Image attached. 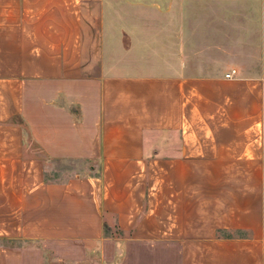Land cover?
<instances>
[{
	"label": "crops",
	"instance_id": "obj_1",
	"mask_svg": "<svg viewBox=\"0 0 264 264\" xmlns=\"http://www.w3.org/2000/svg\"><path fill=\"white\" fill-rule=\"evenodd\" d=\"M0 264H264V0H0Z\"/></svg>",
	"mask_w": 264,
	"mask_h": 264
},
{
	"label": "built area",
	"instance_id": "obj_2",
	"mask_svg": "<svg viewBox=\"0 0 264 264\" xmlns=\"http://www.w3.org/2000/svg\"><path fill=\"white\" fill-rule=\"evenodd\" d=\"M233 74H235V71H233L232 74L227 75V78H231Z\"/></svg>",
	"mask_w": 264,
	"mask_h": 264
},
{
	"label": "rangeland",
	"instance_id": "obj_3",
	"mask_svg": "<svg viewBox=\"0 0 264 264\" xmlns=\"http://www.w3.org/2000/svg\"><path fill=\"white\" fill-rule=\"evenodd\" d=\"M47 177L50 178V175L47 174Z\"/></svg>",
	"mask_w": 264,
	"mask_h": 264
}]
</instances>
